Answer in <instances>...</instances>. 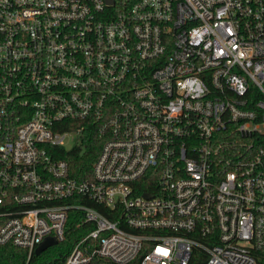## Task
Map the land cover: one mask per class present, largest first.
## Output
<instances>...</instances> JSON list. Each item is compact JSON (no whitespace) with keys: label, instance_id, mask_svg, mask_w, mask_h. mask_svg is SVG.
I'll use <instances>...</instances> for the list:
<instances>
[{"label":"built area","instance_id":"built-area-1","mask_svg":"<svg viewBox=\"0 0 264 264\" xmlns=\"http://www.w3.org/2000/svg\"><path fill=\"white\" fill-rule=\"evenodd\" d=\"M72 212L65 264H261L264 0H0V245Z\"/></svg>","mask_w":264,"mask_h":264},{"label":"trees","instance_id":"trees-1","mask_svg":"<svg viewBox=\"0 0 264 264\" xmlns=\"http://www.w3.org/2000/svg\"><path fill=\"white\" fill-rule=\"evenodd\" d=\"M69 129L80 130L77 143L70 150H65L62 158L69 160L72 176L79 179L92 177L93 164L98 157L104 138L98 126L91 121L75 122ZM107 214V211L101 209ZM82 213L72 212L67 223L66 237L63 241L53 245L41 254L32 253L28 261V251L14 245H0V264H65L68 253L74 242L85 231L78 227ZM260 263L264 264V249L260 252Z\"/></svg>","mask_w":264,"mask_h":264},{"label":"water","instance_id":"water-1","mask_svg":"<svg viewBox=\"0 0 264 264\" xmlns=\"http://www.w3.org/2000/svg\"><path fill=\"white\" fill-rule=\"evenodd\" d=\"M108 3H112L113 0H107ZM146 196H149L146 194ZM58 243L57 239L53 236H48L46 237L35 249V253L37 255L41 254L44 250L47 248L56 245Z\"/></svg>","mask_w":264,"mask_h":264}]
</instances>
